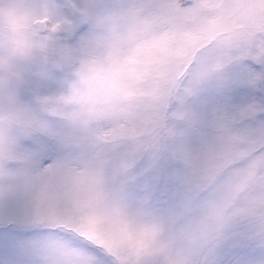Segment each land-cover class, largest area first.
Wrapping results in <instances>:
<instances>
[{
    "label": "clouds",
    "instance_id": "clouds-1",
    "mask_svg": "<svg viewBox=\"0 0 264 264\" xmlns=\"http://www.w3.org/2000/svg\"><path fill=\"white\" fill-rule=\"evenodd\" d=\"M160 2L0 0V182L11 179L12 142L30 131L56 122L98 144L140 130L165 102L184 94L187 70L204 48L189 36L187 21L177 26L157 12ZM196 2L208 9L215 0ZM77 25L84 28L81 37L63 44ZM26 76L37 82L56 77L60 84L27 104L12 95ZM36 119L40 128L33 127ZM140 143L128 136L107 153L103 175L81 177L63 202L65 222L51 230L100 248L114 264H200L192 246L177 242L179 228L151 214L146 202L123 200ZM258 211L264 214V207ZM213 216L209 207L207 222L194 231L210 230ZM39 264L84 261L66 242L53 240Z\"/></svg>",
    "mask_w": 264,
    "mask_h": 264
},
{
    "label": "snow or ice",
    "instance_id": "snow-or-ice-1",
    "mask_svg": "<svg viewBox=\"0 0 264 264\" xmlns=\"http://www.w3.org/2000/svg\"><path fill=\"white\" fill-rule=\"evenodd\" d=\"M211 7L225 17L249 8L264 13V0H231L230 3L215 0ZM157 12L171 18L177 26L206 13L196 0H161ZM76 30L84 32L79 25ZM210 49L204 48L195 58L187 70L185 83L192 79ZM59 84L56 77L37 82L26 76L12 90V95L31 104L34 96L54 92ZM237 91L248 92L250 99L242 105L234 104L233 94ZM192 101V110L200 121L187 136L194 153L205 146L213 118L223 113L233 118V127L251 142L250 155L227 172L264 158V24L257 26L226 79L210 93H199ZM33 127L40 128L41 122L36 119ZM70 130L52 122L12 142V155L21 156L31 166L35 178L24 206L0 217V264H39L36 254L50 250L53 240L66 242L84 264H114L100 248L92 247L71 233L51 230L65 222L63 202L74 193L81 177L101 176L104 171L103 162H86L79 155L78 147L64 139ZM134 174L136 183L143 185L147 195L159 194L178 200L177 216L182 225L192 219L191 210L207 200L216 186L204 188L197 172L189 165L174 162L168 152L162 153L154 166H150L147 158L141 159ZM222 179H217V185ZM208 264H264V227L238 224L230 237L208 257Z\"/></svg>",
    "mask_w": 264,
    "mask_h": 264
},
{
    "label": "rangeland",
    "instance_id": "rangeland-1",
    "mask_svg": "<svg viewBox=\"0 0 264 264\" xmlns=\"http://www.w3.org/2000/svg\"><path fill=\"white\" fill-rule=\"evenodd\" d=\"M223 2L230 3L231 0ZM205 11L211 15L186 20L191 25L189 36L194 42H199L197 48L212 47L199 63L183 95L165 102L140 130H131L118 138L95 144L89 136L73 129L64 136L67 142L78 147L79 155L86 162H103L104 167L107 153L118 148L128 136L136 135L141 141L137 164L147 158L150 166H154L161 154L168 152L174 162L191 166L204 188L216 185L209 198L191 210L192 219L183 225L177 216L178 200L159 194L147 195L143 185L136 183L135 174V179L123 193L124 202L131 204L147 200V210L151 214L166 225L174 224L179 228L177 242L192 246L191 250L199 256L200 264H208V257L230 237L238 224L264 227V214L258 211L264 207V158L227 172L251 152L250 140L233 127V118L223 113L213 118L209 125V138L200 152L194 153L187 141L188 134L200 123L192 110L193 98L199 93H210L226 79L230 67L257 26L264 24V13L249 8L225 17L212 7ZM82 34L75 29L62 43L72 46ZM249 99L250 94L246 91L233 94L236 105L245 104ZM7 171L11 179L6 183L0 182V217L11 215L24 206L25 193L31 189L35 178L31 166L19 155L9 162ZM219 177L223 179L217 185ZM225 192L227 196L223 195ZM209 207L214 210L211 229L195 232V227L207 222L205 212ZM35 258L39 261V254Z\"/></svg>",
    "mask_w": 264,
    "mask_h": 264
}]
</instances>
